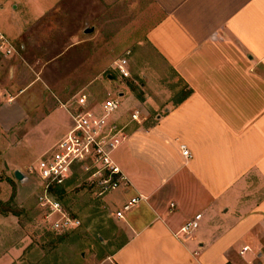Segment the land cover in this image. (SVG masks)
Instances as JSON below:
<instances>
[{
  "label": "crops",
  "instance_id": "obj_1",
  "mask_svg": "<svg viewBox=\"0 0 264 264\" xmlns=\"http://www.w3.org/2000/svg\"><path fill=\"white\" fill-rule=\"evenodd\" d=\"M97 17L127 22L124 41L135 27L143 49L189 93L147 109L146 94L144 104L132 99L153 121L126 130L112 151L128 184L102 196L112 248L91 264H254L264 240V0H0V31L14 46L0 56V130L15 131L21 117L30 129L52 123L61 108L45 94V64L56 60L59 75L72 54V79L63 81L71 86L98 84L113 68L105 49L98 53L106 33L91 24ZM118 109L111 119L125 122ZM63 112L53 144L70 126ZM132 197L140 198L116 217ZM196 214L197 226L178 233Z\"/></svg>",
  "mask_w": 264,
  "mask_h": 264
},
{
  "label": "rangeland",
  "instance_id": "obj_2",
  "mask_svg": "<svg viewBox=\"0 0 264 264\" xmlns=\"http://www.w3.org/2000/svg\"><path fill=\"white\" fill-rule=\"evenodd\" d=\"M68 9L72 12V7ZM102 19L97 17L95 22L91 23L97 30L104 31L107 35L105 37L106 35L101 32L98 38L100 43L98 53L105 49V57L111 63L121 58L127 59L130 76L122 78L113 69L107 68L100 73L101 80L98 84L83 83L74 86L64 84V79H72L71 54L68 62L65 63L68 64V69L64 68L61 59L59 75L56 60L45 64L40 70L49 88L45 92L48 99H52L51 93H53L55 103L60 107V103L67 102L74 95L80 94L90 103H99L107 94L115 96L121 92L119 106L124 109L121 116L125 119L132 108H137L134 102L144 104L145 94L148 96V102L144 104L147 109L149 105L147 103L164 99L165 103L169 100L174 102L186 92L182 82L170 75L156 54L150 48L143 49L139 32L135 27L127 41H124L120 37L122 33L120 26L126 27L128 23H117L112 27V23H106ZM85 22L81 26L88 23L85 27H90L91 24ZM59 25L72 26V18L71 21L60 22ZM110 38L112 45L108 46ZM42 56L46 58L48 54ZM35 68H33L34 73ZM140 72L148 73L150 80L145 87L140 85L143 81ZM106 74L111 78L107 80ZM60 108L54 110L52 123L48 125L30 129L24 122L26 118L22 117L19 119V127L11 133L2 131L8 124H5V127L1 125L0 264H91L112 248L113 229L108 223V211L102 200L103 195L96 194L95 184L81 172L75 171L62 185L52 190L53 198L60 203L61 209L69 217L78 220L77 226L55 231L49 226V222L43 219L44 211L37 207L39 180L31 168L33 169L36 161L43 156L41 153L59 137L57 134L66 124L64 109ZM2 112L4 113L0 110V116ZM115 113L109 119L114 118ZM148 114L145 120L140 121L145 126L153 121L152 112ZM142 117L140 112L139 119ZM125 121L127 122V119ZM137 125L136 122H128L125 130L136 128ZM14 170H18L23 175L21 180L14 178ZM58 189L61 191H57Z\"/></svg>",
  "mask_w": 264,
  "mask_h": 264
},
{
  "label": "built area",
  "instance_id": "obj_3",
  "mask_svg": "<svg viewBox=\"0 0 264 264\" xmlns=\"http://www.w3.org/2000/svg\"><path fill=\"white\" fill-rule=\"evenodd\" d=\"M14 46L10 39L0 31V56H10ZM122 78L130 76L125 58L114 62L112 68ZM120 96H110L99 103H90L83 95H74L60 107L67 113L70 126L68 130L40 157L32 171L39 180V192L36 197L37 207L44 211L43 219L55 231L65 230L79 224L77 219L69 217L53 198L52 190L62 185L75 171L81 172L96 187L97 195H104L120 186L128 184L125 175L112 160V151L126 135L128 122L140 123V111L133 108L127 115V122L109 119L120 105ZM181 155L188 157L187 149L181 145ZM140 197H132L121 206L114 215L121 217V212L135 204ZM199 214L185 222L178 233L188 234L197 226ZM248 250L243 246L237 252L239 256ZM254 264H264V240L255 253ZM245 264H253L245 262Z\"/></svg>",
  "mask_w": 264,
  "mask_h": 264
},
{
  "label": "water",
  "instance_id": "obj_4",
  "mask_svg": "<svg viewBox=\"0 0 264 264\" xmlns=\"http://www.w3.org/2000/svg\"><path fill=\"white\" fill-rule=\"evenodd\" d=\"M89 31H91L90 28L85 29V32H89ZM13 176L17 180H21L23 178V175L18 170L13 171Z\"/></svg>",
  "mask_w": 264,
  "mask_h": 264
},
{
  "label": "trees",
  "instance_id": "obj_5",
  "mask_svg": "<svg viewBox=\"0 0 264 264\" xmlns=\"http://www.w3.org/2000/svg\"><path fill=\"white\" fill-rule=\"evenodd\" d=\"M187 93H189V90H187V91L185 92V95H186ZM57 191H61V189H58Z\"/></svg>",
  "mask_w": 264,
  "mask_h": 264
}]
</instances>
